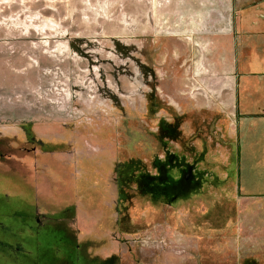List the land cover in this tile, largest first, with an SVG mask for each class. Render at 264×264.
<instances>
[{"label": "rangeland", "instance_id": "rangeland-1", "mask_svg": "<svg viewBox=\"0 0 264 264\" xmlns=\"http://www.w3.org/2000/svg\"><path fill=\"white\" fill-rule=\"evenodd\" d=\"M263 2L0 0V264H264L261 178L240 177L221 117L243 118L235 16ZM167 154L192 199L137 193Z\"/></svg>", "mask_w": 264, "mask_h": 264}, {"label": "crops", "instance_id": "crops-1", "mask_svg": "<svg viewBox=\"0 0 264 264\" xmlns=\"http://www.w3.org/2000/svg\"><path fill=\"white\" fill-rule=\"evenodd\" d=\"M263 4L264 2L260 5L261 8H263ZM253 13L252 10L248 9L245 13H241V16H235L237 18L236 29H240L243 33L245 31L252 38L250 44L252 47L248 51V64L242 65L237 63L236 66L234 65V71L236 69L234 74L237 78L234 85V103L236 105L234 108L240 112L243 118L238 122L235 120V124L233 122L230 124L229 119H225L224 117V109L226 110L224 107H221V117L228 131V135H223V142L227 141L229 143L230 151L233 154H236V150H238L237 160L240 162V177L242 176L241 168L244 166L242 177L244 179L248 178L245 181H250L249 178L253 176L255 168L259 173L257 178H261L252 179L254 184L258 182V185L261 187V190L258 191L259 193L252 191L251 193L248 192V195L264 197V25L262 24L261 28L259 27V23L264 22V14H256L255 16ZM233 22H235L234 17ZM222 35L230 36L227 33ZM249 78L257 79L254 85L258 86L259 91L262 92L258 95V99L248 96L244 90L245 86H242ZM251 81L253 80L251 79ZM206 102L208 100L204 102V105ZM252 114L257 115L253 117ZM218 138L217 140L220 141V136ZM228 150L226 148L225 152H228ZM248 153H250L249 159L247 158ZM241 186L243 188L246 187L245 184Z\"/></svg>", "mask_w": 264, "mask_h": 264}, {"label": "trees", "instance_id": "trees-1", "mask_svg": "<svg viewBox=\"0 0 264 264\" xmlns=\"http://www.w3.org/2000/svg\"><path fill=\"white\" fill-rule=\"evenodd\" d=\"M161 127L159 129V135L161 136H168V137H175L178 135L177 132V125L175 123L171 124L166 121H163L160 123ZM170 159H173L170 161ZM178 165L176 162V157L174 155L167 154L165 156L164 161H154V167L157 169L156 175H147L144 173H141L137 176L136 179V191L137 193L140 192L144 195H149L150 197L157 198V197H163L166 200L173 201L175 199H178L179 197L185 196L189 193H185L182 185H183V177L180 178V180L173 179L168 174V169L170 167ZM132 167L128 166L126 170H131ZM124 170V171H126ZM126 176V180H127ZM123 182L122 179L117 180V213H121L123 206L122 204L124 202V199L126 198V194H128L127 189H123V186L121 182ZM37 253L40 254L39 249L37 250ZM18 262V261H17ZM16 262V263H17Z\"/></svg>", "mask_w": 264, "mask_h": 264}, {"label": "flooded vegetation", "instance_id": "flooded-vegetation-1", "mask_svg": "<svg viewBox=\"0 0 264 264\" xmlns=\"http://www.w3.org/2000/svg\"><path fill=\"white\" fill-rule=\"evenodd\" d=\"M250 105H252V103H250ZM259 108V107H258ZM260 109V108H259ZM263 110V109H262ZM212 127H210V134H212L213 132H212ZM224 143V145L223 146H225L226 148H229L230 146H229V143L227 142V141H224L223 142ZM165 160V159H164ZM164 160H162V161H164ZM171 160H173V159H170V161ZM176 162H177V164L178 165H176V166H173V167H170L169 169H168V171H170V176L173 178V179H175V180H180V178H182L183 177V185H187V184H191L192 183V180H191V178H190V175L192 174L191 172H192V168L190 167L191 165H189V164H187V163H185V161H183V160H179V161H177V159H176ZM184 168H186V173L185 174H181L182 173V171H181V173H180V177L179 178H177L175 175H174V173H176V169H181V170H183ZM188 169H190L189 171H188ZM169 174V173H168ZM193 176V175H192ZM230 176H233V174L232 175H230ZM230 176H229V178H230ZM197 189H199V187H197ZM195 192H196V189H195V191H190L189 192V194H187V195H185V196H182V197H179L178 199H175V200H173V201H168V200H166V202H168V203H170V204H172V203H177V202H181V201H186V200H188V199H192L194 196H191V195H194L195 194ZM188 196V197H187ZM190 196V197H189ZM165 199V198H164Z\"/></svg>", "mask_w": 264, "mask_h": 264}, {"label": "water", "instance_id": "water-1", "mask_svg": "<svg viewBox=\"0 0 264 264\" xmlns=\"http://www.w3.org/2000/svg\"><path fill=\"white\" fill-rule=\"evenodd\" d=\"M190 169H188V171H189Z\"/></svg>", "mask_w": 264, "mask_h": 264}]
</instances>
